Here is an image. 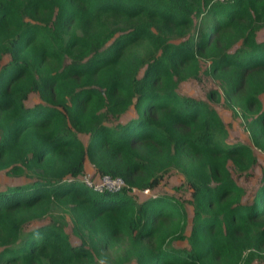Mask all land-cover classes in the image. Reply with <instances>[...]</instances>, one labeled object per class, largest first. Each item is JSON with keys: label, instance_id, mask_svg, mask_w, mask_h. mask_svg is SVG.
<instances>
[{"label": "trees", "instance_id": "16d2710c", "mask_svg": "<svg viewBox=\"0 0 264 264\" xmlns=\"http://www.w3.org/2000/svg\"><path fill=\"white\" fill-rule=\"evenodd\" d=\"M260 29L264 0H0V264L264 260Z\"/></svg>", "mask_w": 264, "mask_h": 264}, {"label": "rangeland", "instance_id": "374dc122", "mask_svg": "<svg viewBox=\"0 0 264 264\" xmlns=\"http://www.w3.org/2000/svg\"><path fill=\"white\" fill-rule=\"evenodd\" d=\"M263 29H260L256 37L258 40H262L263 38ZM204 65V64H203ZM216 87L215 82L211 80L208 76H202L201 80L196 81V80H187L183 83H181L178 87V91L184 94H190V95H195L199 97H204L206 94V91L210 88ZM214 107L222 117L223 121L226 123L227 128H228V133H229V141L236 142V141H242V142H248V135L245 129L243 128L240 119L238 116H235L234 111L232 108L225 106L222 101H214L213 103ZM258 158L262 160L264 153L257 152ZM87 165L91 164L89 161L86 160L85 162V171H91L89 173H93V167L91 166L92 170L87 168ZM258 173V168L255 170ZM2 181L5 179L4 176L2 175L1 178ZM177 178L176 176H172L166 179L164 183H162L157 190L158 191H165L170 189L171 186H173L175 183H177ZM244 182L247 185H255L256 180L255 178H251L249 180H244ZM179 194V193H177ZM35 224V223H34ZM32 224L31 226H33ZM69 229V228H67ZM73 239V237H72ZM253 264H264V260H257Z\"/></svg>", "mask_w": 264, "mask_h": 264}, {"label": "built area", "instance_id": "2783aa9c", "mask_svg": "<svg viewBox=\"0 0 264 264\" xmlns=\"http://www.w3.org/2000/svg\"><path fill=\"white\" fill-rule=\"evenodd\" d=\"M84 183L94 189L119 190L125 186L124 181L118 177H110L108 175L97 176L92 178L91 174L85 173L82 176Z\"/></svg>", "mask_w": 264, "mask_h": 264}, {"label": "crops", "instance_id": "0c3cea01", "mask_svg": "<svg viewBox=\"0 0 264 264\" xmlns=\"http://www.w3.org/2000/svg\"><path fill=\"white\" fill-rule=\"evenodd\" d=\"M87 168L90 169V170H92V168H91L90 165H87ZM89 172H91V171H86V173H89ZM93 173H94V171H93ZM93 173H92V174H93ZM89 174H91V173H89Z\"/></svg>", "mask_w": 264, "mask_h": 264}]
</instances>
